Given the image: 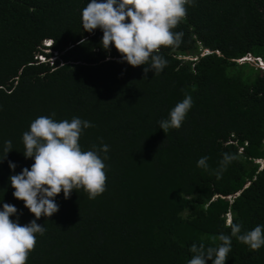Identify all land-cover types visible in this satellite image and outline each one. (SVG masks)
I'll return each mask as SVG.
<instances>
[{
	"label": "trees",
	"instance_id": "1",
	"mask_svg": "<svg viewBox=\"0 0 264 264\" xmlns=\"http://www.w3.org/2000/svg\"><path fill=\"white\" fill-rule=\"evenodd\" d=\"M88 2L0 0V155L5 141L13 148L0 162V210L14 205L21 225L35 219L8 179L33 163L22 133L35 118L87 120L82 150L109 146L106 190L58 194L59 210L36 221L46 232L27 264H187L193 243L230 234L228 214L242 233L264 225V0H194L174 29L182 42L161 47L159 74L105 51L99 28L83 30ZM185 94L193 105L165 134L158 121ZM223 153L235 159L218 177ZM203 156L207 169L197 167ZM225 264H264V246L233 237Z\"/></svg>",
	"mask_w": 264,
	"mask_h": 264
},
{
	"label": "clouds",
	"instance_id": "2",
	"mask_svg": "<svg viewBox=\"0 0 264 264\" xmlns=\"http://www.w3.org/2000/svg\"><path fill=\"white\" fill-rule=\"evenodd\" d=\"M193 4L194 0H89L81 9L80 18L84 31L92 33L97 28L102 30L100 44L105 51L114 47L121 61L133 67L147 65L143 69L145 74L149 70L159 74L168 63L159 54L161 47H177L182 42L183 32L174 29L186 18V6ZM48 41L52 42V39H44L43 45L55 43L47 44ZM86 42V38H82L78 43ZM37 58L45 61L41 53ZM257 59L261 67L260 62H264ZM192 105L191 95L185 94L170 109L167 118L158 121V128L165 134L170 129H179ZM54 116L55 112L51 116L35 118L28 130L22 133L23 155L31 158L33 163L8 179L14 189L13 197L22 200L35 219L21 225L18 220L10 218L17 215V208L10 203L2 204L0 264H27L29 254L35 249L37 234L46 232V228L36 221L42 216L51 217L59 210L55 202L58 194L63 192L67 199L73 190L82 189L89 199H95L106 190L104 161L108 158L109 146L102 144L98 148L92 145L90 150H82L80 136L85 129L94 125L79 117L57 121L53 119ZM12 149V142L5 141L0 162ZM101 152L105 154L103 157ZM208 159L207 156L200 157L197 167L207 169ZM234 159L235 156L230 153L222 154L218 177ZM260 162H264V159ZM8 165L12 170L16 168L12 161ZM225 227L230 229V234L221 232L214 236V246H206L203 242L193 243L189 248L192 256L187 264H206V260H211L212 264H225L232 249L233 237L253 251L264 246V225H256L242 233V225L228 214Z\"/></svg>",
	"mask_w": 264,
	"mask_h": 264
},
{
	"label": "rangeland",
	"instance_id": "3",
	"mask_svg": "<svg viewBox=\"0 0 264 264\" xmlns=\"http://www.w3.org/2000/svg\"><path fill=\"white\" fill-rule=\"evenodd\" d=\"M192 58H193V57H192ZM245 59H251V60H253V58H252L251 56H249V55L246 56ZM259 161H261V160H259Z\"/></svg>",
	"mask_w": 264,
	"mask_h": 264
},
{
	"label": "snow or ice",
	"instance_id": "4",
	"mask_svg": "<svg viewBox=\"0 0 264 264\" xmlns=\"http://www.w3.org/2000/svg\"><path fill=\"white\" fill-rule=\"evenodd\" d=\"M47 44H51L52 42L51 41H48V42H46Z\"/></svg>",
	"mask_w": 264,
	"mask_h": 264
},
{
	"label": "water",
	"instance_id": "5",
	"mask_svg": "<svg viewBox=\"0 0 264 264\" xmlns=\"http://www.w3.org/2000/svg\"><path fill=\"white\" fill-rule=\"evenodd\" d=\"M261 165L264 166V162H261Z\"/></svg>",
	"mask_w": 264,
	"mask_h": 264
},
{
	"label": "built area",
	"instance_id": "6",
	"mask_svg": "<svg viewBox=\"0 0 264 264\" xmlns=\"http://www.w3.org/2000/svg\"><path fill=\"white\" fill-rule=\"evenodd\" d=\"M264 65L263 63L260 62V66Z\"/></svg>",
	"mask_w": 264,
	"mask_h": 264
},
{
	"label": "bare ground",
	"instance_id": "7",
	"mask_svg": "<svg viewBox=\"0 0 264 264\" xmlns=\"http://www.w3.org/2000/svg\"><path fill=\"white\" fill-rule=\"evenodd\" d=\"M261 67H264V65H262Z\"/></svg>",
	"mask_w": 264,
	"mask_h": 264
}]
</instances>
